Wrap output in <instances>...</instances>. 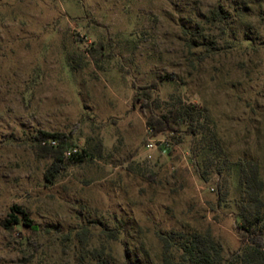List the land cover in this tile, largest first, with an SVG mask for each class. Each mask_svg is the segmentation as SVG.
<instances>
[{"label":"rangeland","instance_id":"374dc122","mask_svg":"<svg viewBox=\"0 0 264 264\" xmlns=\"http://www.w3.org/2000/svg\"><path fill=\"white\" fill-rule=\"evenodd\" d=\"M149 88L160 114L206 108V139L154 134L135 100ZM42 132L71 138L67 159L102 153L50 183ZM240 160L264 181V0H0V264H95L103 246L109 264H163L158 234L194 228L230 257ZM15 206L36 231L2 226Z\"/></svg>","mask_w":264,"mask_h":264},{"label":"trees","instance_id":"16d2710c","mask_svg":"<svg viewBox=\"0 0 264 264\" xmlns=\"http://www.w3.org/2000/svg\"><path fill=\"white\" fill-rule=\"evenodd\" d=\"M212 13L214 19L220 18L221 14L224 15V11L220 7L212 10ZM222 17L224 18V16ZM104 49L105 47L101 43L98 51L102 55H104ZM153 89L149 88L138 92L135 100L140 104V110L147 119V126L154 134L166 131L177 133L186 131L188 134L195 135L194 139L199 134L201 135L200 141L206 139L204 130L207 124L201 122L208 118L206 108L195 104L185 105L179 98L170 106L167 113L160 114L154 106ZM194 123H197L195 129L192 128ZM186 126L187 128H185ZM212 137L209 145L202 148L199 162L205 165L209 162L210 154L221 152L219 143L214 140V134ZM51 139L57 140L58 144L56 146L50 144ZM69 142H71V138L62 133L42 132L38 136L39 149L54 158L45 173L46 180L50 183L56 180L63 169V164H76L87 160L88 156H98L102 153V144L98 141L95 146H89L83 152H77L67 159L65 158V149ZM230 168L233 169L236 176L239 193V199L236 201L237 216L240 218L236 226L242 240L239 251L226 257L223 246L215 239L210 230L194 228L188 231L159 233L163 264H264V181L261 177L260 165L256 161L240 160ZM1 224L10 231H13L18 224H22L29 230L36 231L37 229L32 225L29 215L18 206L13 207L8 218ZM121 228L122 225L118 229L107 230V237L119 238ZM85 234L86 232L79 233L83 239ZM94 253L95 257H99L95 264H109V258H112L111 251L106 253L105 246L100 249L95 248ZM125 264H130L129 260Z\"/></svg>","mask_w":264,"mask_h":264},{"label":"built area","instance_id":"2783aa9c","mask_svg":"<svg viewBox=\"0 0 264 264\" xmlns=\"http://www.w3.org/2000/svg\"><path fill=\"white\" fill-rule=\"evenodd\" d=\"M43 143L45 144L46 142H43ZM49 143L52 144L53 146H56L58 144V141L55 140V139H51L49 141ZM148 146L150 148H153V147L158 148V145L155 144V143H150ZM169 147H170V144L168 142H166V143L163 144L164 151L169 150ZM77 152H78V149L77 148H73V149H70L68 152H66V154L71 156V155H73V154H75Z\"/></svg>","mask_w":264,"mask_h":264}]
</instances>
